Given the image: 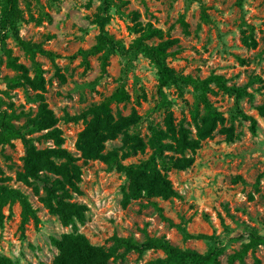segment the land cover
<instances>
[{
	"label": "rangeland",
	"instance_id": "1",
	"mask_svg": "<svg viewBox=\"0 0 264 264\" xmlns=\"http://www.w3.org/2000/svg\"><path fill=\"white\" fill-rule=\"evenodd\" d=\"M109 8L107 34L128 48L139 36L133 30L132 11H137L141 24L149 23L161 29V37L151 36L145 41L157 44L174 39L167 49L166 63L178 73L202 79L209 74H220L227 84H247L252 97L239 101L243 113L256 119V130L250 129L249 118L232 117L234 98L211 83L206 92L210 105L223 116L210 136L203 138L194 151L193 162L185 169L157 166L170 180L177 196H141L122 203V192L128 179L117 168L123 164H137L147 159L152 149L121 158L110 166L101 159L84 161L75 147L77 133L86 125V119L67 120L93 103L105 101L122 86L129 98L108 104L114 116L135 111L137 122L129 128L143 139L151 134L150 125L163 127L167 108L174 122L182 120L196 136L191 114L204 111V102L190 84L179 88L173 84L158 93V74L149 58L139 52L108 56L105 72L101 70L103 51H80L96 43L98 26L92 21L100 0H17L21 18L16 21L19 36L37 43L45 52L36 51L34 60L40 65L44 77L43 97L57 121L62 144L77 157L81 170L78 183L80 192L71 200L86 206L84 220L76 229L94 245L109 246L111 236L130 237L142 242L147 237L164 236L180 249L199 253L217 252L208 264H230L229 255L248 241L250 231L264 236V117L256 106L264 99V0H125ZM240 2V4H239ZM4 0H0V108L13 113L11 123L20 127L27 116L38 108L36 91L27 85L15 84L18 72L9 64V49L16 62L28 68L33 75L32 60L17 42L12 28L2 26L1 13ZM206 13L207 20L202 18ZM187 23V33L181 23ZM243 31V32H242ZM251 32L256 43L246 46L242 33ZM87 64V66H86ZM56 71L64 75L61 81ZM233 124L238 135L226 141L220 131ZM36 148L54 146L41 135L47 130L21 129ZM120 136L104 143L103 152L121 146ZM122 150H118L120 153ZM25 146L19 137H13L0 127V185L17 188L26 195L37 221L32 216L21 223L18 201L0 208V253L10 257L14 264H53L58 249L54 239L74 231L60 223L39 200L43 193L39 182L26 185L17 178L23 170ZM120 155V154H119ZM52 178L54 174L47 173ZM38 189V194L33 190ZM121 251V249H119ZM159 248L138 254L129 251L121 257L110 258L107 264H157L165 258ZM232 264H264V245L248 250L242 259Z\"/></svg>",
	"mask_w": 264,
	"mask_h": 264
},
{
	"label": "trees",
	"instance_id": "2",
	"mask_svg": "<svg viewBox=\"0 0 264 264\" xmlns=\"http://www.w3.org/2000/svg\"><path fill=\"white\" fill-rule=\"evenodd\" d=\"M125 0H100L97 13L94 14L92 21L98 26L99 33L96 43L87 50L80 51L83 57L89 53L103 51L101 58V70L104 73L107 66L108 56L114 52L125 54H137L142 52L155 65L158 74V93L163 94V87L170 84L179 88L190 84L195 92H198L204 102V111L192 112L191 119L196 129V136L191 135V129L182 120L174 122L172 112L167 108L163 127L150 125L151 134L147 139H143L138 132H130L129 128L137 122L138 115L135 111L127 115L117 113L114 116L108 106L110 102H122L129 98L128 93L122 86L116 88L111 95L100 103H93L80 113L67 117V120L77 121L79 119H89L86 125L76 136L75 147L80 152V157L84 161L89 159H101L105 163L116 162L117 157L125 158L143 151L146 146L152 149L150 156L137 164H123L117 161L116 165L122 170L127 179L128 185L122 192V203H127L132 198L141 196H161L169 198L177 196V191L172 187L170 180L165 173H162L157 166V161L162 168L173 167L185 169L193 162V156L186 155L187 151H194L199 147L200 141L210 136L218 122H223V116L216 111L206 99V92L210 89L211 83L217 85L223 92L233 96L232 117L241 115L249 118L250 129L256 130V119L242 112L239 101L245 97H252L247 90V84L235 85L227 84L226 79L220 74H209L202 79H194L190 75L180 74L173 67L166 63L167 49L172 45L174 39H165L157 44H148L145 40L151 36L161 37L162 31L149 23L141 24L137 20L138 12L132 11L133 30L139 36L128 47L120 45L113 37L109 36L105 30V25L109 21V8L114 3H125ZM240 4V2H239ZM21 18V10L17 6V0H4V8L1 13L2 26L9 25L13 34L32 60L33 75H28V68L16 62L12 58L9 49L1 45L2 50L8 55L10 66L18 72L13 79L15 84L27 85L35 90V99L38 100V108L33 116H27L26 121L20 127H15L11 123V118L17 115L8 113L0 108V127L1 131H8L11 136L21 138L25 146L23 157V170L17 172V178L26 185L39 182L42 185L43 193L39 195V200L50 213L57 215L60 223L74 229L71 233H63L60 238L54 239V244L58 249V254L53 264H107L110 258L121 257L129 251L138 254L143 251L159 248L164 251L165 258L157 259V264H208L215 258L217 252L199 253L192 249H180L172 245L164 236L147 237L142 242L134 241L130 237L112 235L111 245L105 247L91 244L87 237L77 231L76 223H82L86 206L82 203L71 200L73 193H79V181L81 170L76 163L77 157L70 151L62 147L61 131L55 126L57 118L48 107L43 97L44 77L42 69L37 61L34 60L35 52H45L39 44L23 40L16 28V21ZM202 18L207 20L206 13L203 12ZM184 32L187 33V23L181 19ZM243 32V31H242ZM1 41V38H0ZM241 41L246 46H254L256 41L251 32L248 35L242 33ZM87 66V64H86ZM61 81L64 75L56 71ZM257 112L264 117V99L256 106ZM27 128L29 131L47 129L41 137L49 138L54 146L36 148L31 139L25 136L21 130ZM220 131L224 133L226 141H233L238 137L234 131L233 124L223 126ZM120 136V148H114L103 152L104 143L107 140L115 139ZM122 150L118 153V150ZM120 154V155H119ZM47 173L54 174L52 178ZM33 190L38 194V189L33 186ZM13 201H18L21 206V223H24L29 216L35 221L37 217L25 194L19 189L0 185V208ZM2 215L0 213V223ZM259 245H264V236L250 231L249 239L241 248L229 255V263L235 259H242L243 255L250 249ZM121 249V251H119ZM0 264H14L12 259L0 253ZM153 264V263H151Z\"/></svg>",
	"mask_w": 264,
	"mask_h": 264
}]
</instances>
